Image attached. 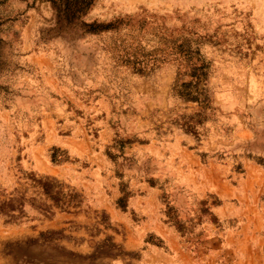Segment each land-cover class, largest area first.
I'll return each mask as SVG.
<instances>
[{
  "label": "rangeland",
  "instance_id": "obj_1",
  "mask_svg": "<svg viewBox=\"0 0 264 264\" xmlns=\"http://www.w3.org/2000/svg\"><path fill=\"white\" fill-rule=\"evenodd\" d=\"M52 2L0 0V264H264V0Z\"/></svg>",
  "mask_w": 264,
  "mask_h": 264
},
{
  "label": "crops",
  "instance_id": "obj_2",
  "mask_svg": "<svg viewBox=\"0 0 264 264\" xmlns=\"http://www.w3.org/2000/svg\"><path fill=\"white\" fill-rule=\"evenodd\" d=\"M137 207H134V209L140 208ZM147 231H152L160 238L165 250L160 251L148 246L142 251V255L138 259L137 264H203V257L199 258V260L194 259L192 254L183 248L171 229L156 222L148 227L144 225L138 226L130 231L131 237L129 239L126 238L124 243L126 250H134L139 245L138 241L143 238L144 233ZM128 244H130V247H128Z\"/></svg>",
  "mask_w": 264,
  "mask_h": 264
},
{
  "label": "trees",
  "instance_id": "obj_3",
  "mask_svg": "<svg viewBox=\"0 0 264 264\" xmlns=\"http://www.w3.org/2000/svg\"><path fill=\"white\" fill-rule=\"evenodd\" d=\"M90 5V0H53L52 7L55 13V17L57 21L64 23L65 25H71L75 27V23H79V17L82 13H84ZM79 25L84 26L81 22ZM196 71V70H193ZM195 79L193 83H181L177 86L176 94L179 98L183 99L184 101H189L193 103H198L199 98H202V92L200 93L197 90L196 82L199 81L202 74L198 73L195 75H191ZM202 102V101H201ZM202 116V115H201ZM198 117L200 115L193 114L189 117L184 118V123L182 126L184 127L185 131L194 133V124H198Z\"/></svg>",
  "mask_w": 264,
  "mask_h": 264
}]
</instances>
